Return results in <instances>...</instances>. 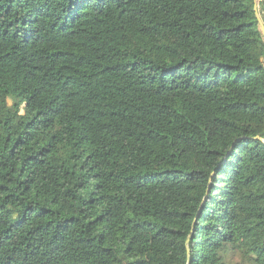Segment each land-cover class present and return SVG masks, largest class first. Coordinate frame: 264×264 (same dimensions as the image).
Wrapping results in <instances>:
<instances>
[{"label":"trees","instance_id":"trees-1","mask_svg":"<svg viewBox=\"0 0 264 264\" xmlns=\"http://www.w3.org/2000/svg\"><path fill=\"white\" fill-rule=\"evenodd\" d=\"M256 11L0 0V264H264Z\"/></svg>","mask_w":264,"mask_h":264},{"label":"water","instance_id":"water-1","mask_svg":"<svg viewBox=\"0 0 264 264\" xmlns=\"http://www.w3.org/2000/svg\"><path fill=\"white\" fill-rule=\"evenodd\" d=\"M255 10H257L256 9V6H255ZM256 16H257V19L259 20V16H258V13H257V11H256ZM261 30H262V34H263V36H264V25L263 26H261ZM195 219H196V217H195ZM195 219H194V221H195ZM194 221H193V225H194Z\"/></svg>","mask_w":264,"mask_h":264},{"label":"rangeland","instance_id":"rangeland-1","mask_svg":"<svg viewBox=\"0 0 264 264\" xmlns=\"http://www.w3.org/2000/svg\"><path fill=\"white\" fill-rule=\"evenodd\" d=\"M259 25H260V27L263 26V22L261 21V19H259ZM233 260L235 261V260H237V258H234Z\"/></svg>","mask_w":264,"mask_h":264}]
</instances>
